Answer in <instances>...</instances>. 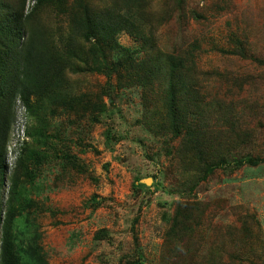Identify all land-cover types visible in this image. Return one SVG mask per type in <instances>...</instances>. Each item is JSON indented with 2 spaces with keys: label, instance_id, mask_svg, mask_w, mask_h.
<instances>
[{
  "label": "rangeland",
  "instance_id": "374dc122",
  "mask_svg": "<svg viewBox=\"0 0 264 264\" xmlns=\"http://www.w3.org/2000/svg\"><path fill=\"white\" fill-rule=\"evenodd\" d=\"M147 1L149 21L141 27L156 47L191 50L195 87L211 114L213 146L235 158L256 157L259 163L217 168L198 180L200 173L181 158L180 138L155 133L145 124L161 121V91L152 106L145 99L161 89L162 81L149 89L130 81L125 72L118 77L111 72L124 47L136 58L143 56L141 41L122 32L105 47L109 67L102 73L66 69L58 91L73 87L92 97L105 96L107 110L96 123L89 121L88 112L81 116L60 109L50 119L55 156L23 184L32 204L23 210L17 229L28 223L27 234L49 264H128L137 258L144 264H264V0H183L187 18L180 17L175 0ZM2 2L9 3L3 10L11 12L21 0ZM33 4L26 1L23 19ZM94 5L101 4L94 0ZM69 19L67 13L39 6L28 24L47 32L44 40L54 51L50 42L57 32L70 36ZM75 38L77 44L82 40L80 34ZM88 66L84 62L81 69ZM15 112L14 99V117ZM227 121L241 134L238 147L232 148L237 139ZM107 130L116 135L112 143L105 141ZM17 159L12 154L10 162ZM136 179L144 186H135ZM193 181L197 183L190 187ZM6 193L5 185L4 198ZM93 195L98 202L90 200ZM182 200L202 206L184 229L186 241L178 240L188 252L177 244L171 249L167 236L170 217Z\"/></svg>",
  "mask_w": 264,
  "mask_h": 264
},
{
  "label": "trees",
  "instance_id": "16d2710c",
  "mask_svg": "<svg viewBox=\"0 0 264 264\" xmlns=\"http://www.w3.org/2000/svg\"><path fill=\"white\" fill-rule=\"evenodd\" d=\"M26 1L21 0L18 8L9 12L3 10L9 3L5 5L0 0V44L4 43L0 46V264H49L44 252L36 248L35 238L27 234L28 223L22 229H17L23 210L32 204L24 197L23 184L33 181L40 166L55 156L52 139L56 136L48 135V128L50 119L60 110L81 116L88 112V119L92 123L99 122L106 112L105 96L92 97L88 91H73V87H69V91L61 87L63 92H59L58 88L62 85L66 69L82 73H102L107 69L105 47L110 46L109 42L122 32L141 41L143 56L136 58L132 49L124 47V54L111 65V72H118L117 77L125 72L126 77L132 79L130 81L139 82L149 89L158 80L162 81L161 89L158 92L153 90V97L145 99L150 107L161 91V121L155 125L145 121V124L155 133H170L180 138L181 158H187V165H193L192 172L200 173L198 180H206L217 168L234 169L259 163L256 157L246 155L235 158L230 152H218L213 146L208 124L211 114L204 106L200 90L195 87L196 65L191 50L174 53L156 47L152 37L147 36L141 27L149 21L147 17L150 12L145 10L149 1L99 0L101 5L95 6L94 0H34L32 9L24 14L23 19ZM175 2L180 17L187 18L189 14L184 10L183 0ZM39 6L53 7L69 15L70 36L57 32L55 36L58 38L50 42L55 46L54 51L44 40L47 32L35 29L32 23L28 24ZM33 33L39 40H35ZM77 34L82 36L79 44L76 43ZM24 36L28 38L22 45L20 41ZM236 47L241 53L243 46L240 40ZM84 62H88L89 66L81 69ZM17 96L26 105L32 119L23 139L13 147L9 135L14 118L13 101ZM143 118L147 119L145 116ZM227 123L239 142L232 148L240 146L241 134L234 130L235 123ZM115 136L107 130L105 141L112 143ZM11 154L18 159L17 162L11 160L9 164L6 160L12 158ZM184 170L188 171V168ZM197 181L191 182L193 185L190 187H194ZM134 183L135 186H144L139 179ZM5 185L6 198L1 194ZM90 200L99 201L96 195L91 196ZM200 207L202 209L199 202H177L167 232L172 242L171 249L177 244L186 252L190 250L178 240L186 241L188 233L184 229L193 223V217L199 216L197 211ZM128 264L144 263L137 258L128 261Z\"/></svg>",
  "mask_w": 264,
  "mask_h": 264
},
{
  "label": "clouds",
  "instance_id": "9594fccd",
  "mask_svg": "<svg viewBox=\"0 0 264 264\" xmlns=\"http://www.w3.org/2000/svg\"><path fill=\"white\" fill-rule=\"evenodd\" d=\"M14 105V101H13ZM15 106H16V112H15V117L13 118L12 125H11V130H10V135H9V140L11 146H16L17 143L23 139L24 131L28 127V120L31 118L30 114H28L27 107L21 100L20 96H17L15 98ZM12 155V154H11ZM18 157L16 155H13V159L16 160ZM10 159L8 158L7 161L10 164ZM11 167V165H10Z\"/></svg>",
  "mask_w": 264,
  "mask_h": 264
},
{
  "label": "water",
  "instance_id": "95a60500",
  "mask_svg": "<svg viewBox=\"0 0 264 264\" xmlns=\"http://www.w3.org/2000/svg\"><path fill=\"white\" fill-rule=\"evenodd\" d=\"M146 180H148L150 182L151 179L150 178H146V179L143 180L146 184H148L149 182H147Z\"/></svg>",
  "mask_w": 264,
  "mask_h": 264
}]
</instances>
